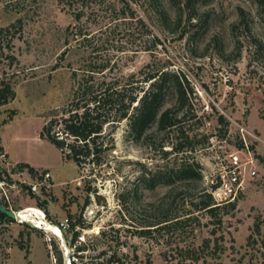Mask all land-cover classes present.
<instances>
[{
    "label": "rangeland",
    "instance_id": "374dc122",
    "mask_svg": "<svg viewBox=\"0 0 264 264\" xmlns=\"http://www.w3.org/2000/svg\"><path fill=\"white\" fill-rule=\"evenodd\" d=\"M0 28V88L14 91L0 105V203L34 207L50 224L0 216V264L105 261L113 253L126 264H160L220 235L222 252L193 264H264V0H0ZM152 65L188 79L191 109L181 123L192 140L153 124L136 141L121 119L107 125L113 146L99 163L77 166L41 135L50 118L66 116L89 75L123 83ZM180 139L186 150L176 153ZM248 151L256 174L242 179L234 207L212 193L224 206L221 223L194 211L188 202L215 189L228 154ZM184 156L201 164V179L152 182ZM189 210L199 221L154 224ZM74 244L85 245L82 259Z\"/></svg>",
    "mask_w": 264,
    "mask_h": 264
},
{
    "label": "trees",
    "instance_id": "16d2710c",
    "mask_svg": "<svg viewBox=\"0 0 264 264\" xmlns=\"http://www.w3.org/2000/svg\"><path fill=\"white\" fill-rule=\"evenodd\" d=\"M2 30L3 28H0V31ZM105 65L102 64L99 67L102 68ZM91 79L92 76L89 75L79 84L75 90V99L70 103L69 109L63 108L66 116H62L61 119L50 118L43 124L41 130V135H44L77 166L86 162L99 163L101 153L113 146L111 129L107 131V125L114 124L121 119L128 121V134L136 141L144 138L153 124L156 125L158 131L171 130L181 135L179 138L182 137L183 141L192 140L193 136L184 132L181 123L190 112L189 98L192 93L190 83L181 70L152 65V68L144 72L143 76L131 75L123 83H118V80H109L99 84ZM13 97L14 91L8 83H5L0 88V105L7 103ZM168 98H172V102L165 106ZM218 122H225L221 114L218 115ZM58 124L61 130L53 131L54 126ZM183 147L180 139L174 144L172 150L176 153L183 152L186 150ZM188 150H193V148ZM201 168V164L194 157L184 156L155 174L152 182L172 185L176 181L199 180L202 176ZM28 169L36 172L33 168ZM153 183L151 186L154 185ZM199 195L198 199H191L188 203L192 205L194 211L217 218L220 224L222 218L217 212L224 206L214 199L211 191L203 190ZM187 197L190 196H183V203L187 201ZM233 201H227L231 208L235 205ZM194 211L189 210L182 215L176 212H166L161 220L154 224L179 225L191 218L199 221L198 216L193 214ZM0 216L8 217L1 212ZM259 227L260 223L257 220L253 230L258 232ZM141 231L148 232L147 229ZM77 234V231L73 232L72 242L77 239ZM211 234H215V230H211ZM219 239L222 240V235L214 239L213 246H210V239H204L197 249H180V254L177 256L165 255L160 264H193L205 255H216L223 250ZM74 246L77 257L82 259L80 252L85 250V245L74 244ZM70 264H126V262L113 253L105 261L80 260L77 262L73 259Z\"/></svg>",
    "mask_w": 264,
    "mask_h": 264
},
{
    "label": "built area",
    "instance_id": "2783aa9c",
    "mask_svg": "<svg viewBox=\"0 0 264 264\" xmlns=\"http://www.w3.org/2000/svg\"><path fill=\"white\" fill-rule=\"evenodd\" d=\"M242 154L243 157H241L239 152L229 153L227 156V164L222 166L217 172L218 183L212 193L216 196L219 195L221 201L234 200L237 189L242 183V179L245 176H253L256 174V166L252 154L249 151ZM3 156V154H0L1 158ZM44 176L48 177L49 173L45 172ZM31 189L35 190V186L31 187ZM58 226L61 228L64 226V223L60 222Z\"/></svg>",
    "mask_w": 264,
    "mask_h": 264
},
{
    "label": "bare ground",
    "instance_id": "6f19581e",
    "mask_svg": "<svg viewBox=\"0 0 264 264\" xmlns=\"http://www.w3.org/2000/svg\"><path fill=\"white\" fill-rule=\"evenodd\" d=\"M17 213V219L20 221L29 222L32 224H38L37 227H40L41 225L45 227H50V224H47L41 215L39 214L38 210L34 207H27L25 209L16 210ZM53 228V227H52Z\"/></svg>",
    "mask_w": 264,
    "mask_h": 264
},
{
    "label": "water",
    "instance_id": "95a60500",
    "mask_svg": "<svg viewBox=\"0 0 264 264\" xmlns=\"http://www.w3.org/2000/svg\"><path fill=\"white\" fill-rule=\"evenodd\" d=\"M0 212L5 214L6 216L12 218V219H17L16 211L11 209V208H9L8 206H5V205L1 204V203H0Z\"/></svg>",
    "mask_w": 264,
    "mask_h": 264
},
{
    "label": "crops",
    "instance_id": "0c3cea01",
    "mask_svg": "<svg viewBox=\"0 0 264 264\" xmlns=\"http://www.w3.org/2000/svg\"><path fill=\"white\" fill-rule=\"evenodd\" d=\"M1 145H2V144H1ZM2 147H3V149H4V153H6V152H5L6 150H5V148H4V146H3V145H2ZM15 211H16V210H15Z\"/></svg>",
    "mask_w": 264,
    "mask_h": 264
}]
</instances>
